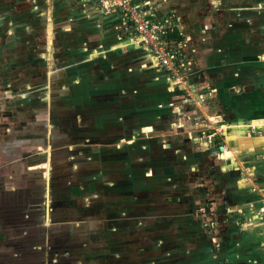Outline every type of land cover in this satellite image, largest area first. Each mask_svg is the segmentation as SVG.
<instances>
[{"label":"rangeland","instance_id":"374dc122","mask_svg":"<svg viewBox=\"0 0 264 264\" xmlns=\"http://www.w3.org/2000/svg\"><path fill=\"white\" fill-rule=\"evenodd\" d=\"M182 3L0 0V264H133L130 259L136 251L135 241L141 254L135 256L138 264H180L177 250L166 248L167 242H177L161 224L153 226L146 219L140 230L129 231L123 239L118 236L112 247L103 227L106 218L100 215V203L77 205L69 199L86 192H102L99 185H94L100 174L95 170L100 167L95 159L100 158L89 150L90 145L108 138L88 135L89 126H78L75 119L69 122L61 114L60 109L68 105V97L76 90L67 81L68 69L63 75L58 71L69 65L65 63L67 55L80 72L87 69L83 66L85 59L105 61L101 58L104 47L92 35L100 31V17H107L110 31L121 36L127 47L140 51V68L135 65L139 72L132 76L130 58L126 70H131L129 78H136L138 84L134 82V86L140 85L137 93L142 102L140 106L134 104L128 98L132 95L126 101L132 108L139 107L141 122L134 120L126 125V135L142 127L147 133L135 138L142 143L139 146H147L141 151L142 161L155 163L152 170L157 178L166 177L168 172L181 178L180 171L164 162L168 140L175 134L171 124L191 118L197 122L201 100L188 75L191 57L184 44L172 42L169 55L162 53L161 49L167 47L164 38L156 40L154 23L170 20L180 24ZM168 11L175 15L166 16ZM129 18L136 20L140 36L129 30ZM73 50L81 53H68ZM99 68L93 63L86 74L90 77L91 70H96L100 78L103 70ZM80 92L85 94L84 89ZM170 156L174 162L175 155ZM77 207L94 209L96 215L86 220L82 211L69 209ZM213 260L221 263L219 258Z\"/></svg>","mask_w":264,"mask_h":264},{"label":"crops","instance_id":"0c3cea01","mask_svg":"<svg viewBox=\"0 0 264 264\" xmlns=\"http://www.w3.org/2000/svg\"><path fill=\"white\" fill-rule=\"evenodd\" d=\"M174 1L183 2L177 26L191 57L188 75L201 100L197 122L191 118L171 124L175 134L168 140L164 162L180 171L181 178H174L173 172L157 178L152 170L155 163L142 161L141 151L147 146H139L142 143L135 139L147 133L142 127L126 135V125L141 122L139 107L126 101L132 95L128 98L134 104L142 102L137 93L140 85L134 86L138 82L126 70L130 58L132 76L139 72L135 65L140 68V51L127 47L121 36L110 31L107 17L99 16L100 31L92 36L103 45L105 61L85 59L87 69L80 72L67 55L69 65L58 71L63 75L68 69L67 81L76 90L61 114L69 122L75 119L78 126H89L88 135L108 138L89 150L100 158L95 159L100 174L94 185L102 192L69 199L77 205L100 203L112 247L118 236L123 239L129 231L140 230L148 219L176 240V244L167 242L166 248L177 250L180 264H216L213 257L220 264H264V222L258 216L264 204V0ZM78 52L68 51L79 56ZM93 63L103 70L100 78L96 70L90 69V77L86 74ZM208 135L213 136L212 144L206 141ZM215 147L224 149L211 154ZM69 209L82 211L86 220L96 215L94 209ZM137 243L130 259L133 264H138L135 256H141Z\"/></svg>","mask_w":264,"mask_h":264},{"label":"built area","instance_id":"2783aa9c","mask_svg":"<svg viewBox=\"0 0 264 264\" xmlns=\"http://www.w3.org/2000/svg\"><path fill=\"white\" fill-rule=\"evenodd\" d=\"M127 24H129V30L130 31L136 32V34L138 36L141 35V31L139 30V27L137 25L136 20H133V19H130L129 18L128 21H127ZM154 26L156 28V30L154 32L157 34L156 35V40H158L159 38H164V40H165L166 35L169 32L172 31L173 27L176 26V24H175L174 21L165 20L163 24L162 23H159V24L158 23H156V24L154 23ZM169 45L168 46L165 45V47H167L166 50H163V48L161 49L162 50V53L169 55V52H170V50H168ZM158 46H159V44H158ZM170 56L173 58L172 55H170ZM184 103H187V100H184ZM206 141H207L208 144H212V142H213V136L212 135L206 136ZM223 149H224L223 147H220V149H219L220 153L223 151ZM258 216L264 222V204L261 207V209H260V211L258 213Z\"/></svg>","mask_w":264,"mask_h":264},{"label":"trees","instance_id":"16d2710c","mask_svg":"<svg viewBox=\"0 0 264 264\" xmlns=\"http://www.w3.org/2000/svg\"><path fill=\"white\" fill-rule=\"evenodd\" d=\"M169 16V15H167ZM176 26L173 27L172 31L169 32L164 40V44L168 46L170 43L175 42V43H181L182 42V36L179 32L177 23H175Z\"/></svg>","mask_w":264,"mask_h":264},{"label":"water","instance_id":"95a60500","mask_svg":"<svg viewBox=\"0 0 264 264\" xmlns=\"http://www.w3.org/2000/svg\"><path fill=\"white\" fill-rule=\"evenodd\" d=\"M220 147H215L211 150V154H218Z\"/></svg>","mask_w":264,"mask_h":264},{"label":"bare ground","instance_id":"6f19581e","mask_svg":"<svg viewBox=\"0 0 264 264\" xmlns=\"http://www.w3.org/2000/svg\"><path fill=\"white\" fill-rule=\"evenodd\" d=\"M45 165V164H44ZM38 168V167H37Z\"/></svg>","mask_w":264,"mask_h":264}]
</instances>
